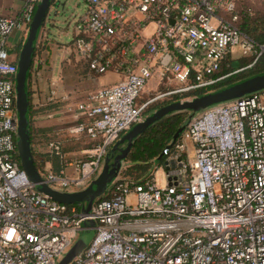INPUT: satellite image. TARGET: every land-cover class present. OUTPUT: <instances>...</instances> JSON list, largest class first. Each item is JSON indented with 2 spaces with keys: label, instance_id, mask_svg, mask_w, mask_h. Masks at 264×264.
I'll list each match as a JSON object with an SVG mask.
<instances>
[{
  "label": "built area",
  "instance_id": "obj_1",
  "mask_svg": "<svg viewBox=\"0 0 264 264\" xmlns=\"http://www.w3.org/2000/svg\"><path fill=\"white\" fill-rule=\"evenodd\" d=\"M39 1L23 0L16 16L0 13V264H56L86 220L95 235L69 264H264V90L188 119L163 159L160 184L156 171L133 186L118 176L88 214L37 192L16 157V61L7 40L27 32ZM82 1L76 54L94 75L123 79L74 106L88 120L75 132H86L90 148L72 162L73 178L41 175L55 190L84 189L150 103L214 91L264 62V41L237 26L239 0ZM227 57L253 61L221 73ZM154 75L167 91L138 104ZM49 146L60 154L58 142Z\"/></svg>",
  "mask_w": 264,
  "mask_h": 264
},
{
  "label": "water",
  "instance_id": "obj_2",
  "mask_svg": "<svg viewBox=\"0 0 264 264\" xmlns=\"http://www.w3.org/2000/svg\"><path fill=\"white\" fill-rule=\"evenodd\" d=\"M54 2L55 0L39 1L16 60L15 75L16 149L20 166L37 192L45 195L54 202L64 205H79L82 208V212L88 214L95 200L107 191L125 167L128 153L135 139L143 134L151 125L165 116L177 113H189L190 119L209 107L264 90V72H261L214 91L189 99L172 101L163 105L148 116H145L142 122L132 126L114 143L104 158L99 173L84 189L75 192L55 190L44 181L34 165L30 144L28 99V77L32 69L35 45L40 30L46 22V17L54 7ZM184 128L185 125L176 131L170 144L162 151L157 161L164 159L184 131ZM83 225H85L84 229L87 230H94L95 228V222L91 220L83 221ZM79 254L80 250L72 247L56 264H69Z\"/></svg>",
  "mask_w": 264,
  "mask_h": 264
},
{
  "label": "crops",
  "instance_id": "obj_3",
  "mask_svg": "<svg viewBox=\"0 0 264 264\" xmlns=\"http://www.w3.org/2000/svg\"><path fill=\"white\" fill-rule=\"evenodd\" d=\"M8 1V6L0 9V13L16 16L23 0ZM86 13L87 10L79 18V21L85 17ZM76 29L77 27L72 32L71 42L63 44L45 29L44 24L35 45L32 69L28 77V90L32 105L35 107L44 106L49 102H52L53 106L56 103L62 105L50 114L39 115L34 118L33 125L36 134L33 147L37 153L45 154L49 151V148L45 145L46 141H61L66 156L64 167L60 173L68 178L75 176L72 162L83 158L89 149L81 147L84 145L80 141L81 133L75 132L78 126H84L87 119L79 115L74 106L88 98L87 95L91 93V88L98 87L99 89L118 83L123 79L120 73L108 72L101 75L100 78H96L95 81L94 74L88 69L86 62L74 50L73 39L77 33ZM26 33L15 31L7 40L8 50L16 47L21 49ZM43 44L45 46L44 50H42ZM66 72L69 73L68 76L71 77L74 84L72 82L70 85L67 84L64 74ZM87 143H89L88 140ZM43 167V174L55 173L50 162H45Z\"/></svg>",
  "mask_w": 264,
  "mask_h": 264
},
{
  "label": "trees",
  "instance_id": "obj_4",
  "mask_svg": "<svg viewBox=\"0 0 264 264\" xmlns=\"http://www.w3.org/2000/svg\"><path fill=\"white\" fill-rule=\"evenodd\" d=\"M246 2L247 0H239L237 2V10L239 14L237 26L242 33L252 38L256 43H262L264 41V16L258 18L249 14V12L247 13ZM44 47L45 46L43 44L42 50H44ZM19 52H20L19 47L8 50L9 57L10 58L12 57L11 60L16 61ZM252 61H253L252 57H239L236 59H231L230 57H227L226 62L229 64V67L226 68L225 66H223L221 73H226L230 70L237 69L240 67H245L251 64ZM232 63H236V66L232 67ZM261 72H264V62L263 60H258L251 68L246 69L239 74L233 75L232 77L227 79L224 83L218 85L217 87L211 90L222 88L231 83H234L236 81H239L241 79L247 78L249 76ZM158 89H159L157 92L158 94L167 91V88L162 85ZM204 93L205 91H196L192 93L173 95L169 99H165L161 101V103H158L157 104L158 107L156 108H160L161 106L166 105L172 101L190 98ZM28 99H29V119H30V144L32 149L34 165L37 171L39 172V174L44 175L43 174L44 163L50 162L52 164V170L55 172L54 174L60 175V172L64 167V161L66 156L63 148V144L59 140H54L50 142L46 141L45 145L49 148L48 153L45 154L37 153L35 151V148L33 147L34 136L36 134L33 125V120L39 115L50 114L54 110L60 108L62 105L56 103L53 106V103L49 102L46 103V105L44 106L35 107L30 102L31 97L29 90H28ZM137 103L142 104L144 102H141L139 98L137 100ZM152 104L154 103H150L149 105H147V107L144 110V114L149 110L151 111L152 109H155V107H153L154 105ZM188 116L189 113H177V114L165 116L161 120L151 125L143 134L137 137L132 145V148L128 153L126 165L120 172L119 179L121 181H124L130 186L138 185L151 179L153 172L156 171L163 164V160L157 161V158L162 153V151L170 144L176 131L180 127L186 124V122L188 121ZM87 123L88 120H86L84 126L87 125ZM80 139H81L80 141L84 143V145L81 146L82 148H90V144L87 143L88 139L85 131L81 133ZM56 142L60 144V154L58 155H56L49 146L50 143H56ZM16 157L18 163H20L18 155Z\"/></svg>",
  "mask_w": 264,
  "mask_h": 264
},
{
  "label": "rangeland",
  "instance_id": "obj_5",
  "mask_svg": "<svg viewBox=\"0 0 264 264\" xmlns=\"http://www.w3.org/2000/svg\"><path fill=\"white\" fill-rule=\"evenodd\" d=\"M54 7L50 10L46 17V23H45V29H47L52 36H55L58 41H60L63 44H69L71 42L72 38V32L75 30V28L79 25L80 21L79 18L83 16V14L86 12L87 8L86 5L82 0H55ZM9 1L8 0H0V9L6 8L8 6ZM14 5V4H13ZM247 13L253 15L254 17H262L264 16V1H247ZM253 17V18H254ZM236 63H232V67H235ZM66 76V82L67 84H74V81H72L71 77L68 76L69 73H64ZM101 76L94 75V79L96 81V78H100ZM158 76L154 75V77L148 82L144 90L142 91L140 95V101L146 102L149 100H152L155 98V96L158 94V88L161 86L158 80ZM155 82V85L153 86V83ZM172 86H175V83H172ZM98 87H94L90 89V92L96 91ZM90 93V94H91ZM88 94L87 97L90 95ZM84 100V99H83ZM154 104L153 107L155 109H152L151 111H147L144 114L145 116H148L150 113L154 112L156 107H158V103H161V100H157L152 102ZM157 105V106H155ZM189 119V116H188ZM163 168V167H162ZM159 167L156 172L154 173V178L156 183L160 184V177L162 175V169ZM85 225H82V228H84ZM92 228V226H91ZM95 235V230L92 229H83L81 232L78 233L77 237L73 240L70 247L61 255L60 258H58L57 262L68 252L72 247L77 248L78 250L83 251L89 244V242L92 240V238Z\"/></svg>",
  "mask_w": 264,
  "mask_h": 264
}]
</instances>
